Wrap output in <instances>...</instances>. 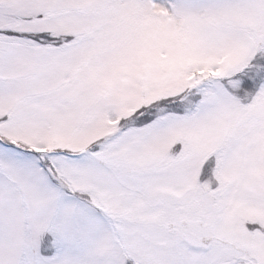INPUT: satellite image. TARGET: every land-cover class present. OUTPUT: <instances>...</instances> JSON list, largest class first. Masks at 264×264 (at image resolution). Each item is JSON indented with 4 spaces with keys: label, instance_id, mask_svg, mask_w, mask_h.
<instances>
[{
    "label": "snow or ice",
    "instance_id": "6c2138e0",
    "mask_svg": "<svg viewBox=\"0 0 264 264\" xmlns=\"http://www.w3.org/2000/svg\"><path fill=\"white\" fill-rule=\"evenodd\" d=\"M0 264H264V0H0Z\"/></svg>",
    "mask_w": 264,
    "mask_h": 264
}]
</instances>
